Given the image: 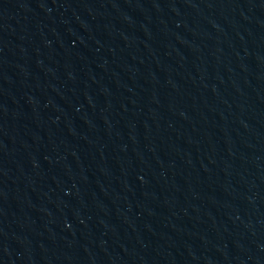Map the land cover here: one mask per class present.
Segmentation results:
<instances>
[{
	"label": "water",
	"instance_id": "1",
	"mask_svg": "<svg viewBox=\"0 0 264 264\" xmlns=\"http://www.w3.org/2000/svg\"><path fill=\"white\" fill-rule=\"evenodd\" d=\"M0 264H264V0H0Z\"/></svg>",
	"mask_w": 264,
	"mask_h": 264
}]
</instances>
